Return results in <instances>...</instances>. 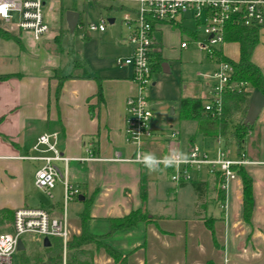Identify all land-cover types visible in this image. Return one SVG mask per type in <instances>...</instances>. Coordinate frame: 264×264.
<instances>
[{
    "label": "crops",
    "instance_id": "obj_1",
    "mask_svg": "<svg viewBox=\"0 0 264 264\" xmlns=\"http://www.w3.org/2000/svg\"><path fill=\"white\" fill-rule=\"evenodd\" d=\"M109 13L121 14L123 23L124 14L120 8H114ZM111 19L114 24L115 18ZM186 22L193 23V26L184 27L183 24ZM112 24L110 23V25ZM175 26L180 28L181 50H185L182 47L184 42H187L188 47L191 40L195 41L198 38L196 24L189 19H183L174 25L166 23L157 25L154 31L157 43L154 45L152 55L157 52L161 53L164 63L168 62L166 55L173 51H166L162 38L158 39L156 35L162 37L165 28L172 27L173 30ZM0 27L20 40V44L15 43L18 52H11L17 57V63L12 60L13 56L5 58L0 52V61L3 64L0 69H5L0 70V75H11L7 80H0V210L16 211L21 208H43L55 215L60 214L63 200L62 183L58 182L61 188L59 202L51 200V202H46V200L33 195L35 192L31 190L33 188L36 190L35 174L42 163L19 159V157L34 154L32 148L39 136L56 132L58 133V149L65 157L77 159L92 155L97 159L86 162L71 160L68 164L67 179L80 189V197L83 198L82 201L79 199L76 201L79 206L74 207L75 217L70 219L73 234L81 232L80 214L88 199H92V202L86 228L93 236L107 235L111 228V219L122 218L132 211L144 207L150 213V217H154L152 222L138 223L132 228L119 230L103 240L105 245L129 256V264H165V256H171L170 263L167 264H185L182 257L187 255L188 239L195 240L191 244L192 247L206 249V245L201 243L199 238L204 231L209 232L212 247L222 250V264H242L244 259L247 261L253 257L264 264V165L246 167L254 181L255 208L250 222L244 219L241 178L237 176L229 182L225 202H219L214 191L216 175L206 171L193 175L192 181L202 183L206 194L203 198L204 204L200 207L201 210L198 208L199 205H194L196 209L194 219L190 222L185 221V229L177 232L164 227L172 221V218L162 212H152L149 204V192L152 188L159 190L161 179L155 178L153 175L150 176V171L145 166L124 161L131 159L135 153L134 147L128 143L125 135L126 100L134 93L133 69L118 67L115 64L117 57H125L132 53V46L126 42L125 35L120 33L117 40V37H112L116 36L114 34L117 31H111L105 38L112 37L118 41L111 43V51L106 52L105 45L109 43H99L100 48H97L93 56L97 63L96 66L88 70L85 64L80 63L83 66L82 72L91 78L65 80L57 98L56 91L59 82L54 76L55 71L60 69L63 75L72 73L64 72V53L60 55L57 51L56 37L60 34L56 35L55 32H51L48 36V38H53L54 44L49 43L48 39L43 41L45 43H38L31 35V39L37 43H24L26 37L23 39L21 37L23 32H20L16 27L1 22ZM90 36L91 33L86 32L84 37L89 39ZM183 36H185L184 40ZM260 43L261 46H257L253 53L252 61L264 73V58L262 59L260 56L264 54V28L260 29ZM233 44L238 48L233 47ZM258 48L259 50L256 51ZM181 50L180 54H182ZM6 54H10V52H6ZM223 54L233 61H238L239 45L236 43L224 44ZM107 57L110 58L111 65L106 64L103 60V58L109 59ZM156 72H163V68ZM98 79H101L102 85L101 99L98 97ZM213 84L203 94L192 90V86L185 85L184 89L180 88L171 99L177 105L181 98L201 99L204 105H207L210 102ZM149 103L154 113L153 137L145 143V154L152 153L157 158H161L168 155L171 149L181 150L179 128L174 124L163 125L162 123L165 121L159 120L156 113L158 109L156 105H160V103L152 100H149ZM242 116V112L235 114L234 122H238ZM173 130L179 133L175 140L171 138ZM218 139L210 138L215 146H218ZM229 139L236 143L235 138L229 135L227 138H221L223 145H226ZM192 144H196L195 135L191 136L183 145V155L187 154ZM201 147L210 151L215 150L210 146H205L204 142ZM237 149L236 144L235 151L229 150L232 158L238 156ZM249 152L250 159L264 160V155L253 151ZM58 166L62 169L64 167L62 163H59ZM166 169L170 174V169L168 167ZM144 182L147 195L143 200L140 191ZM191 182H188L187 186ZM187 186L176 185V188L183 189ZM57 188L58 185L54 192ZM76 202L74 203L76 204ZM209 203L213 207L219 206L220 208L226 204L224 218L216 217L213 212L209 217ZM160 205L162 204L160 203ZM206 219H215L214 222L210 221L209 223L215 229L217 245L214 244L213 236L205 225ZM218 235L225 241L223 246L218 243ZM172 239L174 241L171 242ZM178 240L180 241L178 242ZM87 250L95 253L94 264H114L105 250H97L92 247Z\"/></svg>",
    "mask_w": 264,
    "mask_h": 264
},
{
    "label": "built area",
    "instance_id": "obj_2",
    "mask_svg": "<svg viewBox=\"0 0 264 264\" xmlns=\"http://www.w3.org/2000/svg\"><path fill=\"white\" fill-rule=\"evenodd\" d=\"M50 1L94 2L103 10L120 8L123 12V23L128 29L125 40L132 46V53L125 57H117L115 64L133 69L132 80L136 86V94L126 100L125 127L127 141L134 147L135 153L131 159L124 161L142 166L145 164L138 160V157L145 154V143L153 137L154 113L148 97L144 95V89L152 82L151 55L157 43L154 37L156 26L161 23L174 25L183 19L192 20L196 24L198 36L195 42L199 43L210 57L213 56L215 48L225 44L224 34L229 24L264 28V0H0V22L16 27L20 32L30 33L35 41L40 42L51 31L43 12V8ZM15 15L18 19L13 23ZM109 21L110 18L106 17L98 24L89 23L87 32L105 33L110 25ZM77 27L83 28L79 22ZM201 29L206 36L204 40L199 34ZM182 47L187 48V42H184ZM232 74L233 67L230 64L218 65L211 76L214 84L211 87L210 102L205 105L206 112L220 115L224 93L227 90L235 91L247 87L246 83L231 84ZM178 134V131L173 130L171 138L175 140ZM217 144L214 151L192 144L183 160L173 166L160 163L159 167H169L171 179L178 186L191 182L193 175L203 171L213 175L221 174L224 177L222 188L227 191L229 182L238 176L236 167L264 165V160H252L246 153L232 158L231 152L223 148L221 138ZM32 151L33 155L22 156L19 159L42 163L35 174V186L49 199L55 198L53 191L58 182L62 183L63 200L60 214L55 215L43 208H21L14 211V221L11 225L13 233L0 234V264H13V257L18 253V241L24 242L25 236L62 239L63 264H66L67 244L72 236L69 208L81 195L80 189L67 179L68 164L71 160L86 162L97 159L92 155L77 159L65 157L58 149L56 132L39 136ZM170 152L175 151L171 149ZM59 163L63 164V169L58 166ZM223 208H226V204Z\"/></svg>",
    "mask_w": 264,
    "mask_h": 264
},
{
    "label": "rangeland",
    "instance_id": "obj_3",
    "mask_svg": "<svg viewBox=\"0 0 264 264\" xmlns=\"http://www.w3.org/2000/svg\"><path fill=\"white\" fill-rule=\"evenodd\" d=\"M75 9L79 13V24L83 26V28L77 27L73 33H71L67 27L66 18L63 16V20H61V12H67L68 10ZM102 10L94 2L87 1H75V2H58V1H50L43 8L44 16L46 22L50 26V33L55 32L56 35L60 33L62 36V47L64 49L63 55V69L66 73H71L73 71L74 64L77 61L85 64L86 68H94L96 66V60L93 57L97 48H100L99 43H109L105 45L107 47V51H111V43L118 42L117 40L120 37V33L126 36L128 29L125 23L121 22V14L109 13V9ZM66 14V13H65ZM109 15L110 18H115V23L112 25H108L107 32L104 34H99L98 32H90V38H85V33L88 31V24L95 23L98 24L103 18H106ZM17 15L13 18V23L17 21ZM183 26H193V23L186 22ZM172 28V27H171ZM165 28L163 31L162 37L160 35H156L158 39L162 38V43L164 47L167 49L166 51H173L165 53L167 56V64L169 66V73L164 72H154L152 75V82L146 86L144 89V95L148 97L149 100L153 102L160 103V105H156L158 108L157 118L160 120H164L163 125L167 126V124H174V126L178 127L181 135V150L176 149L175 152L182 153L183 145L188 141L191 136L195 135L196 145L202 146L204 142L205 146H210L211 149H216L217 146L210 140V138L204 137L199 134L197 131V121H189L182 120L179 114V108L175 101H172V96H175L180 88L184 89L185 85L192 86V90L199 91L203 94V92L207 91L209 86H211L214 80L211 76L218 68V63L215 62L208 53L201 48L199 43L195 41H190L189 45L185 50H181V34L179 32V27ZM117 31L116 36L117 40L114 38H105L110 34L111 31ZM46 35L44 39H42L38 43H45V39L49 43H55L53 38H48L50 35ZM200 36L202 40L206 38L203 34V29L200 30ZM31 34L28 32H23L21 37L24 40V43H37L31 39ZM30 38V39H29ZM114 39V40H113ZM185 39V36L182 37ZM16 42L13 40H4L0 38V52H2L3 57L13 56L12 60L17 63V57L15 54L11 53L17 51ZM233 47L237 45H232ZM261 46V43L258 44V47ZM175 48V50H173ZM180 50L182 54H180ZM259 48L256 50L258 51ZM6 52H10V54H6ZM233 56V54H230ZM261 58H264V54L260 55ZM109 58V57H107ZM106 64L111 65L110 58L105 60ZM103 63V62H101ZM2 62L0 61V68L2 67ZM118 66V65H116ZM120 67V66H118ZM4 68L0 69L3 71ZM5 70V69H4ZM155 83V85H153ZM134 84V83H133ZM189 92L190 89H188ZM136 94V86L134 85V93L130 96ZM169 98V99H165ZM160 107V108H159ZM175 113L173 114V112ZM169 121V122H168ZM236 143L229 139L226 145H223V148L226 150H234L235 151ZM245 153L247 157L250 158V152L260 153L262 156L264 155V107L259 114V117L256 121V124L252 127V132L246 137L245 141ZM167 167L162 166L158 168L156 171L150 172V176H155V178H160V188L159 190H153V188L149 192V204L152 208V212H162L166 216L172 218L171 222H168L164 227L171 228L179 232L181 229H185L186 222L193 221L194 212L196 209L194 205L198 203V196L193 186L190 184L186 188H176V184L172 181V174L168 172ZM159 173V174H158ZM161 175V176H160ZM58 188L54 192V199L51 200L47 195L42 193L41 191L35 190L33 188L31 191L35 193L37 197L46 200V202H59L61 198V188L57 183ZM1 191V190H0ZM42 193V194H41ZM1 196V192H0ZM51 200V201H50ZM160 203L162 205H160ZM75 206H79V203L71 204L69 208V222L71 217H75L73 214V209ZM59 207V206H58ZM60 209V207H59ZM211 212L214 213L216 217L224 218L225 209L218 207H213L209 203L208 207V216L211 217ZM74 215V216H73ZM186 221V222H185ZM6 228V227H5ZM4 227H0V234L2 233H13V228L5 229ZM204 231V230H203ZM73 235V232H71ZM200 238V242L206 245V249H196V247H192L191 244L195 242L192 239H188L189 249L187 251V255L182 257V261L185 264H222L223 262V252L220 249H215L212 247V242L210 241L209 232H202ZM23 240L26 243V250L28 253L31 252L33 245H37L36 238H32V236H25ZM174 241L173 239L170 240ZM180 240H178L179 242ZM218 243L223 246L225 241L220 238L218 235ZM195 245V244H194ZM20 253L14 255L13 264H20ZM88 258V256H86ZM166 263H170L171 256H165ZM84 259V258H83ZM242 264H263L259 259L253 257L249 260H243Z\"/></svg>",
    "mask_w": 264,
    "mask_h": 264
},
{
    "label": "trees",
    "instance_id": "obj_4",
    "mask_svg": "<svg viewBox=\"0 0 264 264\" xmlns=\"http://www.w3.org/2000/svg\"><path fill=\"white\" fill-rule=\"evenodd\" d=\"M76 11L75 9H72ZM112 9H109V11ZM66 12H61V20L63 16L66 18ZM62 36L60 33L56 37L57 51L63 55L64 49L62 47ZM260 29L254 27H246L242 25L229 24L225 29L224 41L225 44L236 43L239 45V59L233 61L223 54V46L215 48L214 54L211 57L218 64L228 63L233 67V74L231 76V84L246 83L247 87L241 90H227L223 95V106L220 115L212 114L205 111V105L201 99H184L181 98L178 102L180 118L182 120H194L198 122V132L205 137L210 138H227L229 135L233 136L237 144L238 156L245 153L246 137L252 132L254 124L247 122L246 116L249 109L250 98L255 90H259L264 96V73L253 63L252 57L256 47L259 44ZM0 38L4 40H13L20 44V40L9 33L7 30L0 27ZM164 59L161 53H154L151 55L152 72L161 71ZM83 71V66L76 60L73 71L69 75H63L62 70H56L55 78L58 80V87L56 97L60 95L63 83L68 79H88L91 78ZM11 75H0V80H7ZM98 97L102 98L101 79H98ZM238 112H242L243 116L238 122H234V116ZM243 149V150H242ZM169 168V167H168ZM170 169V168H169ZM238 176L242 180L243 192V214L247 222L251 221L254 208V181L246 170V167L235 168ZM171 171V169H170ZM216 185L214 191L219 202H225L226 191L222 188L224 177L221 174H216ZM146 183L141 186V197L144 200L147 195ZM188 183H182L179 187H185ZM191 185L198 196V208L204 204V196L206 191L204 185L199 181H192ZM92 199L85 201L84 209L80 214L81 232L80 234H73L67 244L66 264H94L95 253L87 250L92 247L97 250H105L107 255L112 258L114 264H129L127 255H123L108 245L103 243V240L110 237L119 230L128 229L136 226L138 223H150L154 217H150V213L143 207L141 209L132 211L127 216L122 218L111 219V228L105 236H93L86 228V223L90 218V208ZM201 210V209H200ZM14 221V211L10 209L0 210V227H10ZM215 221L211 219L205 220V225L210 230L214 244L217 245L215 237V229L209 222ZM33 238V237H32ZM37 240V245H33L30 253L27 251L20 253V264H63V242L58 237H51L50 245L45 247L43 239L34 237ZM26 246V243L24 241ZM88 256V258H86ZM84 258V259H83Z\"/></svg>",
    "mask_w": 264,
    "mask_h": 264
},
{
    "label": "water",
    "instance_id": "obj_5",
    "mask_svg": "<svg viewBox=\"0 0 264 264\" xmlns=\"http://www.w3.org/2000/svg\"><path fill=\"white\" fill-rule=\"evenodd\" d=\"M78 22H79V13L74 10H68L66 12V23L71 33L75 31ZM109 22L112 24L113 19H111ZM162 68L164 73L169 72V66L167 63H163ZM263 107H264V96L259 90H255L250 99L249 109L246 116L247 122L250 124H254L260 112L262 111ZM79 200L82 201L83 198L79 197ZM43 244L45 247L49 246L50 239L44 238ZM17 250L18 252H24L26 250V246L22 240L18 241Z\"/></svg>",
    "mask_w": 264,
    "mask_h": 264
},
{
    "label": "clouds",
    "instance_id": "obj_6",
    "mask_svg": "<svg viewBox=\"0 0 264 264\" xmlns=\"http://www.w3.org/2000/svg\"><path fill=\"white\" fill-rule=\"evenodd\" d=\"M185 157L182 153L170 152L167 156L162 159L157 158L152 153L143 154L142 157H138V160H141L145 166L149 169L150 172L156 171L160 163L165 164V166H173L178 161L183 160Z\"/></svg>",
    "mask_w": 264,
    "mask_h": 264
}]
</instances>
